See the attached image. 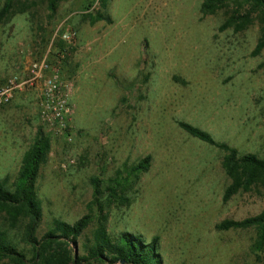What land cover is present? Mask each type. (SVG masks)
<instances>
[{
  "label": "rangeland",
  "instance_id": "rangeland-1",
  "mask_svg": "<svg viewBox=\"0 0 264 264\" xmlns=\"http://www.w3.org/2000/svg\"><path fill=\"white\" fill-rule=\"evenodd\" d=\"M202 1L59 0L52 12L48 0H10L0 15V85L45 58L78 87L61 134L41 124L38 90L18 92L0 106V181L7 188L37 130L50 139L36 179L38 235L54 218L71 223L87 213L97 184L103 206L93 207L78 254L97 217L107 214L112 236L157 238L161 264H264V248L259 256L251 250L255 227L217 228L225 219L258 214L264 186L224 202L230 182L224 153L178 125L191 123L240 153L264 158V48L253 54L260 24L220 29L237 5L204 13ZM98 12L103 18L92 22ZM67 29L76 33L73 44L63 38ZM145 155L148 169L135 171ZM116 182L127 202L108 201L107 186ZM25 223L10 224L0 213V229L31 258Z\"/></svg>",
  "mask_w": 264,
  "mask_h": 264
},
{
  "label": "trees",
  "instance_id": "trees-1",
  "mask_svg": "<svg viewBox=\"0 0 264 264\" xmlns=\"http://www.w3.org/2000/svg\"><path fill=\"white\" fill-rule=\"evenodd\" d=\"M58 1L48 0V7L52 12L56 9ZM99 1L101 6L106 5L107 0ZM227 2H233L238 9L227 18L220 29L232 26L235 30H241L257 19L260 24V35L253 54L259 53L264 48V0H203L201 10L204 13H212ZM9 7L10 0H6L0 15H4ZM102 18L103 15L98 12L92 16L91 21L95 22ZM178 125L189 135L224 153L222 168L230 180L222 195L224 202L239 191L247 192L253 187L264 186V158L255 153H240L237 148L215 140L210 133L191 123L178 121ZM49 147V137L44 134L42 128H39L34 140L23 153L12 187L7 188L0 181V213L10 224L26 218L22 239L31 249V258H27L25 252L19 250L12 242L7 232L0 229V264H92L117 261L124 264H161L159 254L156 252L157 238L146 242L139 235L129 231L112 236L107 229V214L97 217V227L93 230L92 236L82 244L83 252L77 253L78 239L94 220L93 207L101 211L103 206L104 200L100 198L102 191L97 184L94 186V197L87 213L71 223L54 218L50 227L38 235L42 210L37 198L36 179ZM150 159V155H145L135 164L134 170H147ZM119 186V182L107 186L109 202L118 198L128 201L120 195ZM247 227L256 228V239L251 250L259 256L264 248V208L256 215L239 220L225 219L217 224L219 229Z\"/></svg>",
  "mask_w": 264,
  "mask_h": 264
},
{
  "label": "built area",
  "instance_id": "built-area-1",
  "mask_svg": "<svg viewBox=\"0 0 264 264\" xmlns=\"http://www.w3.org/2000/svg\"><path fill=\"white\" fill-rule=\"evenodd\" d=\"M75 37V31L70 29L63 34L70 44ZM74 87L72 80L63 77L58 67L43 58L32 62L25 73L11 76L0 86V106L10 103L18 92L38 90L41 124L53 134H61L68 128L73 113L70 97Z\"/></svg>",
  "mask_w": 264,
  "mask_h": 264
},
{
  "label": "crops",
  "instance_id": "crops-1",
  "mask_svg": "<svg viewBox=\"0 0 264 264\" xmlns=\"http://www.w3.org/2000/svg\"><path fill=\"white\" fill-rule=\"evenodd\" d=\"M26 70H27V67H25V70H24L23 72L19 73V74H23V73H25ZM71 73H72V72H71ZM72 74H73V73H72ZM74 75H75L76 78H79V77H78V76H79L78 73L74 72ZM70 80H72V81L74 82V86H75V80H73V79H70ZM0 86H1V85H0ZM75 88H76V90H77L78 87H77V86L74 87L73 92H72V95H73V93H74ZM72 95H71V96H72ZM70 98H71V97H70Z\"/></svg>",
  "mask_w": 264,
  "mask_h": 264
}]
</instances>
